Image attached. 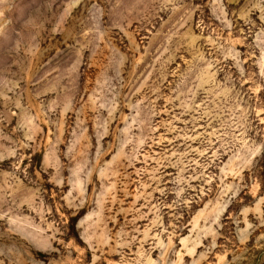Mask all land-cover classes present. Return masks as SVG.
Listing matches in <instances>:
<instances>
[{
    "label": "rangeland",
    "instance_id": "obj_1",
    "mask_svg": "<svg viewBox=\"0 0 264 264\" xmlns=\"http://www.w3.org/2000/svg\"><path fill=\"white\" fill-rule=\"evenodd\" d=\"M0 264H264V0H0Z\"/></svg>",
    "mask_w": 264,
    "mask_h": 264
}]
</instances>
